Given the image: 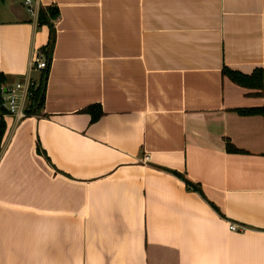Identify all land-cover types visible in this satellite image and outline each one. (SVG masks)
<instances>
[{
    "label": "crops",
    "instance_id": "1",
    "mask_svg": "<svg viewBox=\"0 0 264 264\" xmlns=\"http://www.w3.org/2000/svg\"><path fill=\"white\" fill-rule=\"evenodd\" d=\"M32 4L0 0L6 85L57 11L42 108L0 113V264H264V0Z\"/></svg>",
    "mask_w": 264,
    "mask_h": 264
},
{
    "label": "trees",
    "instance_id": "2",
    "mask_svg": "<svg viewBox=\"0 0 264 264\" xmlns=\"http://www.w3.org/2000/svg\"><path fill=\"white\" fill-rule=\"evenodd\" d=\"M57 18V11L53 7H46L45 9L41 8L38 11V16H37V22L39 25L47 24L50 27V37L49 40L46 44L45 48V56L46 60L48 62L49 66V60L51 58V50L54 42V28H53V23L55 19ZM222 73L228 77L233 83L244 87V88H249V89H255L259 90L257 92H254L255 95H261L262 94V88H263V72L262 69L256 68L252 71L251 74H243L237 70L230 69L226 66L222 68ZM48 74V67L47 69H43L42 73L39 77V80L37 83H34L31 87L32 95L28 100L27 106H26V113L28 116L32 114H36L42 106L44 102V86L46 82ZM2 81H0V84ZM85 111H88L91 115V121L97 120L100 115H101V109L99 106H90ZM264 111L263 109H258V108H240L237 109V112L243 115H249V114H254L258 112ZM6 111L3 108H0V113L4 114ZM5 131V122L3 119H0V143L2 136ZM226 150L228 152H236L238 151L233 145L230 143L226 144ZM188 186L192 187L193 189H197L198 187L195 184L190 183L189 181H186Z\"/></svg>",
    "mask_w": 264,
    "mask_h": 264
},
{
    "label": "built area",
    "instance_id": "3",
    "mask_svg": "<svg viewBox=\"0 0 264 264\" xmlns=\"http://www.w3.org/2000/svg\"><path fill=\"white\" fill-rule=\"evenodd\" d=\"M24 3L28 12L36 13V5L32 4V0H24ZM30 66L37 70L47 69L48 62L42 56L41 51L34 54L33 59L30 60ZM33 84L34 82L27 75L17 79L11 85L0 84V108L5 109V114L15 117L16 120L28 117L25 109L32 95L31 87ZM228 228L231 230L242 229L234 223H229Z\"/></svg>",
    "mask_w": 264,
    "mask_h": 264
}]
</instances>
